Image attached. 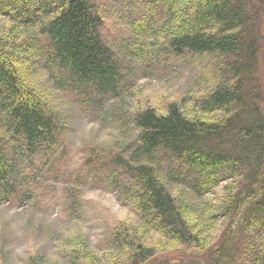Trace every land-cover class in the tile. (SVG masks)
<instances>
[{"label":"trees","instance_id":"16d2710c","mask_svg":"<svg viewBox=\"0 0 264 264\" xmlns=\"http://www.w3.org/2000/svg\"><path fill=\"white\" fill-rule=\"evenodd\" d=\"M136 1L143 2L144 11L129 24L131 56L139 63L152 52L213 54L218 61L214 84L197 96L169 104L163 114L153 108L135 113L138 135L125 146L127 154L113 158L109 171L120 200H136L145 224L165 236L163 248L203 252L212 247L210 264H264V93L258 79L264 0ZM102 24L94 0H0V189L6 194L19 190L21 155H44L61 136L54 109L29 75L38 60L59 85L119 95L123 65L103 41ZM30 61L33 65L24 64ZM162 161L182 171L184 180L178 182L188 192L201 197L221 188L214 209L235 221L226 237L212 243L193 206L168 189L158 165ZM130 241L119 234L110 243ZM131 248L130 264H146L160 249L152 244L140 252ZM89 253L75 246L69 261L58 264H85L81 259L97 264Z\"/></svg>","mask_w":264,"mask_h":264},{"label":"rangeland","instance_id":"374dc122","mask_svg":"<svg viewBox=\"0 0 264 264\" xmlns=\"http://www.w3.org/2000/svg\"><path fill=\"white\" fill-rule=\"evenodd\" d=\"M94 5L103 18L102 39L123 65L119 95L100 96L90 89L74 90L64 82L59 85L40 60L32 68L36 72L29 69L33 84L40 86L42 99L61 123V136L56 147L44 155H21L17 192L8 195L0 189V264L65 263L75 246L87 248L97 264H130L131 247L140 252L149 244L160 249H151L154 254L146 264H210L212 247L203 252L185 246L163 248L165 236L145 224L136 210V200H120L109 171L113 158L127 154L125 146L138 135L132 122L135 113L147 108L166 113L169 104L211 87L218 57L152 52V57L139 63L131 56L134 36L129 22L144 11L143 2L94 0ZM259 30L264 34V23ZM24 64L33 65L31 61ZM258 79L264 93V59ZM169 164L158 163L170 192L182 198L185 206H193L196 222L204 226L212 243L226 237L235 221L214 209L223 194L221 188L201 197L188 192V187L178 182L184 180L182 171ZM119 234L132 241L124 246L111 244ZM189 253L195 256L189 257Z\"/></svg>","mask_w":264,"mask_h":264}]
</instances>
